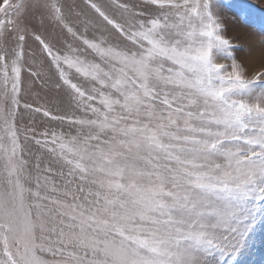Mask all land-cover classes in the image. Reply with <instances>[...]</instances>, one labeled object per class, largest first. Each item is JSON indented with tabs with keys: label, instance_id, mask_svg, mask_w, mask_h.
<instances>
[{
	"label": "snow or ice",
	"instance_id": "6c2138e0",
	"mask_svg": "<svg viewBox=\"0 0 264 264\" xmlns=\"http://www.w3.org/2000/svg\"><path fill=\"white\" fill-rule=\"evenodd\" d=\"M83 2L0 3V264H264V69L216 0ZM24 72L66 110L21 104Z\"/></svg>",
	"mask_w": 264,
	"mask_h": 264
},
{
	"label": "rangeland",
	"instance_id": "374dc122",
	"mask_svg": "<svg viewBox=\"0 0 264 264\" xmlns=\"http://www.w3.org/2000/svg\"><path fill=\"white\" fill-rule=\"evenodd\" d=\"M2 2L3 0H0V3ZM64 2L66 7H71L74 11H80L89 16L92 15L83 0H64ZM126 2L139 4L141 0H126ZM216 2L219 14L224 18L226 27L224 35L230 38L232 43L237 46L235 50L237 60L244 64L249 75L264 69V50L258 45L260 39L258 28L250 21L244 20L241 17V13L246 10L244 8L245 5H252L255 8L256 17L264 16V0H216ZM33 26L37 30H42L46 38L58 37L59 30L53 29L50 24L45 23L43 29H41L39 21L34 20ZM28 50L35 53L34 57L26 56L29 62L35 61V68H39L41 64L46 63L38 44L30 37L27 42L26 52ZM218 62L225 61L218 60ZM22 78L23 91L21 93V104L30 103L33 107L43 106L53 112L66 110V98L63 93L57 92L54 83L48 79L47 75H45L43 80H37L31 77L28 72H24ZM30 121L33 123L30 124ZM17 123L27 127L34 125L41 131L47 127H56L57 131L60 130L56 122L49 121L42 114H33L30 110H26L23 107L19 110Z\"/></svg>",
	"mask_w": 264,
	"mask_h": 264
}]
</instances>
